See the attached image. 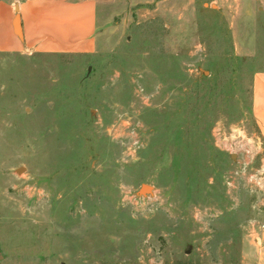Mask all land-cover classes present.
Returning a JSON list of instances; mask_svg holds the SVG:
<instances>
[{
  "label": "rangeland",
  "instance_id": "374dc122",
  "mask_svg": "<svg viewBox=\"0 0 264 264\" xmlns=\"http://www.w3.org/2000/svg\"><path fill=\"white\" fill-rule=\"evenodd\" d=\"M97 39L0 50V264H254L264 0H97Z\"/></svg>",
  "mask_w": 264,
  "mask_h": 264
},
{
  "label": "crops",
  "instance_id": "0c3cea01",
  "mask_svg": "<svg viewBox=\"0 0 264 264\" xmlns=\"http://www.w3.org/2000/svg\"><path fill=\"white\" fill-rule=\"evenodd\" d=\"M97 0H0V50L52 54L97 51ZM252 116L264 144V71L252 77ZM254 264H264V230Z\"/></svg>",
  "mask_w": 264,
  "mask_h": 264
},
{
  "label": "built area",
  "instance_id": "2783aa9c",
  "mask_svg": "<svg viewBox=\"0 0 264 264\" xmlns=\"http://www.w3.org/2000/svg\"><path fill=\"white\" fill-rule=\"evenodd\" d=\"M238 136H239V135H238ZM235 144L238 145V147H243V144H242V141L240 140V138H237V141L235 142ZM227 145H228V146H227ZM229 146H230V144H225V147H229ZM248 149H249V148H248ZM248 149L245 150L246 153H249L250 150H251V151H252V150L255 151V148H254V147H253V148H250L249 150H248ZM253 151H252V153H254ZM259 229H260L261 231L264 230V223L258 225V230H259ZM254 242H255L256 244H260V237H258V236L255 235V236H254Z\"/></svg>",
  "mask_w": 264,
  "mask_h": 264
},
{
  "label": "water",
  "instance_id": "95a60500",
  "mask_svg": "<svg viewBox=\"0 0 264 264\" xmlns=\"http://www.w3.org/2000/svg\"><path fill=\"white\" fill-rule=\"evenodd\" d=\"M152 189H153V186H151L150 184L142 183L140 185L139 189L137 190L136 194L138 196L151 195L152 194Z\"/></svg>",
  "mask_w": 264,
  "mask_h": 264
}]
</instances>
